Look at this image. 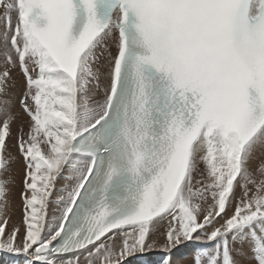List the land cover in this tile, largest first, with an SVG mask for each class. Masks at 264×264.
<instances>
[{
    "label": "snow or ice",
    "instance_id": "snow-or-ice-1",
    "mask_svg": "<svg viewBox=\"0 0 264 264\" xmlns=\"http://www.w3.org/2000/svg\"><path fill=\"white\" fill-rule=\"evenodd\" d=\"M0 251L264 264V0H0Z\"/></svg>",
    "mask_w": 264,
    "mask_h": 264
},
{
    "label": "bare ground",
    "instance_id": "bare-ground-1",
    "mask_svg": "<svg viewBox=\"0 0 264 264\" xmlns=\"http://www.w3.org/2000/svg\"><path fill=\"white\" fill-rule=\"evenodd\" d=\"M23 80L18 77L16 87H13L9 91L8 99L11 101V109L14 113H18L20 111L19 99L22 91ZM15 129V125H13ZM15 170L18 173L17 176V186H19V179L23 174V163L19 162L14 165ZM20 200L18 195L14 200V208L12 211V220L15 219V216L19 215L21 212ZM22 218V213L14 220V222H18ZM165 230V225L160 226V231L163 232ZM160 242H164V237H160ZM160 252L155 251L151 255L148 254H138L136 258H129V264H152L155 260L159 258ZM179 255V254H177ZM27 257L25 255H16L8 252L0 251V264H26Z\"/></svg>",
    "mask_w": 264,
    "mask_h": 264
},
{
    "label": "rangeland",
    "instance_id": "rangeland-1",
    "mask_svg": "<svg viewBox=\"0 0 264 264\" xmlns=\"http://www.w3.org/2000/svg\"><path fill=\"white\" fill-rule=\"evenodd\" d=\"M18 189H19V186H17V192H18ZM20 206H21V205H20ZM21 213H22V211L19 213V215H20ZM19 215L15 216V219L18 218ZM15 219H14V220H15ZM14 220H13V221H14Z\"/></svg>",
    "mask_w": 264,
    "mask_h": 264
}]
</instances>
